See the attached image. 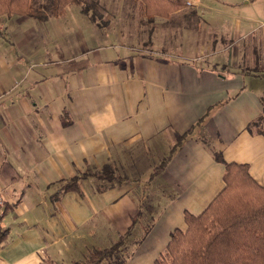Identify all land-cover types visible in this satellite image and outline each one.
Wrapping results in <instances>:
<instances>
[{
	"label": "crops",
	"instance_id": "obj_1",
	"mask_svg": "<svg viewBox=\"0 0 264 264\" xmlns=\"http://www.w3.org/2000/svg\"><path fill=\"white\" fill-rule=\"evenodd\" d=\"M74 6L45 23L33 19L52 32L40 44L16 36L32 18L8 17L7 37L0 33V264L83 262L129 232L126 263L155 264L171 234L187 230L185 213L200 215L224 189L226 166L214 153L247 166L264 187V76L222 72L216 59L169 46L161 53L157 28L150 49L129 45L126 23L82 12L72 21ZM153 22L169 29L168 20ZM187 22L178 44L220 46L256 31L239 19L228 33L217 21L198 19L209 32ZM128 149L150 157L137 179L123 163ZM116 157L125 183L102 188L90 177L54 201L68 181L113 167Z\"/></svg>",
	"mask_w": 264,
	"mask_h": 264
},
{
	"label": "trees",
	"instance_id": "obj_2",
	"mask_svg": "<svg viewBox=\"0 0 264 264\" xmlns=\"http://www.w3.org/2000/svg\"><path fill=\"white\" fill-rule=\"evenodd\" d=\"M141 1L150 20L158 16L166 18L185 7L184 0ZM71 5L80 7L82 13L96 22L94 8L86 0H0V16H27L45 23L50 18L63 16ZM214 156L226 166L224 189L200 215L185 213L187 230L176 229L171 234L166 253L155 264H264V187L254 181L247 166L228 164L217 152ZM90 177L103 182L104 188L119 186L128 180L114 167L106 165L100 173L87 171L68 181L54 196V201L67 191L77 190L79 182ZM129 233L109 248L93 250L83 262L74 264H127L124 250ZM6 236L7 231L0 227V244Z\"/></svg>",
	"mask_w": 264,
	"mask_h": 264
},
{
	"label": "rangeland",
	"instance_id": "obj_3",
	"mask_svg": "<svg viewBox=\"0 0 264 264\" xmlns=\"http://www.w3.org/2000/svg\"><path fill=\"white\" fill-rule=\"evenodd\" d=\"M86 1L94 8V12L100 23L104 25L107 24V21H111L115 25L121 22L126 23L128 29L127 42L129 45H134L141 49H150L151 45H149V43L151 37L148 33L152 28H157L159 29L158 40L161 44V53L163 51H168L166 46H169L171 47V51L176 53V55L181 54L184 51V54H191L193 57L202 58L206 63H209L210 60L215 61L216 59L222 63L221 65H216L222 72L228 70L227 72L255 73L258 76H264V0H184L185 7L183 9L175 11L166 18L162 16L155 17L154 20H150V18L145 15V4H143L141 0H136L138 1L137 7L131 0ZM189 2L192 3V5H189ZM194 2L197 3L196 6L197 8L199 7L197 10L202 14L201 17L203 19L196 17L193 14L192 9L195 6ZM77 8V6H74L72 12H68V18L72 21L77 20L78 13H81ZM185 14L186 20H183L182 18ZM8 17L19 19V21H25L28 19L27 16L1 15V36L7 37ZM156 19L159 23H164V21L168 20L167 25L169 26V29H162L164 26L161 24H151V22ZM198 19L199 21H217L223 33H228L233 30V24L236 19L243 21L245 24L252 23L256 31L254 34H251L244 39L241 38V41L237 43H231L224 40L225 42L220 46L209 41L207 44H196L195 42L193 43L192 40L190 44L184 45L175 42V40H179V28L183 26L181 21H188L187 24L191 23V28H193V30L200 29L199 31L209 32L210 30L206 28L204 22L203 24L198 23ZM19 21H17V23ZM15 26L16 25H13L12 30H15ZM79 30H83V27ZM140 30L143 31V33H141ZM166 31L171 34L170 38L175 37L172 40V43H166L170 42L167 39L168 33L166 34ZM16 36L19 39H22L21 42L25 40L24 43L38 42L40 44L41 38L52 36V32L43 25L41 27L40 24L31 19L25 25L18 27L16 30ZM207 36H209L207 40L213 41L215 39V36L213 35L207 34ZM3 39L5 40V38ZM181 47H183V49ZM209 65L213 66V64ZM127 151L128 153L122 158L124 159V166L127 168L126 171H129L131 178L137 179V177L141 175H138V173H142V169L147 168L150 165V157L144 153L141 154L139 149H128ZM118 161L119 159L116 157L114 159L113 167L118 173L125 174L124 171H121L122 167L119 166ZM138 169L139 171H137ZM102 171L103 169L91 172L100 173ZM98 182L96 183L99 185ZM100 185L104 188L105 184Z\"/></svg>",
	"mask_w": 264,
	"mask_h": 264
},
{
	"label": "built area",
	"instance_id": "obj_4",
	"mask_svg": "<svg viewBox=\"0 0 264 264\" xmlns=\"http://www.w3.org/2000/svg\"><path fill=\"white\" fill-rule=\"evenodd\" d=\"M188 4H189V5H192V3H190V2H189Z\"/></svg>",
	"mask_w": 264,
	"mask_h": 264
}]
</instances>
